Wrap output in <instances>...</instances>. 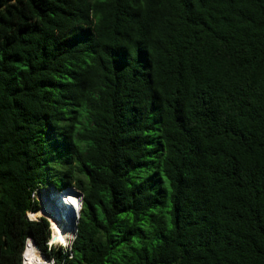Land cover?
I'll list each match as a JSON object with an SVG mask.
<instances>
[{
  "label": "trees",
  "instance_id": "16d2710c",
  "mask_svg": "<svg viewBox=\"0 0 264 264\" xmlns=\"http://www.w3.org/2000/svg\"><path fill=\"white\" fill-rule=\"evenodd\" d=\"M82 193L69 251L34 192ZM264 264V0H0V264Z\"/></svg>",
  "mask_w": 264,
  "mask_h": 264
},
{
  "label": "bare ground",
  "instance_id": "6f19581e",
  "mask_svg": "<svg viewBox=\"0 0 264 264\" xmlns=\"http://www.w3.org/2000/svg\"><path fill=\"white\" fill-rule=\"evenodd\" d=\"M43 197V196H42ZM60 203L63 207V216L61 217L57 210L52 206V199H48L46 197V202L48 203V206L44 207L43 209H39L36 212H29L28 218L29 219H35L36 216L45 214L46 216L52 221V225L54 228H56V239L58 240H64L63 236V230H61V223L64 219H66V226H73L74 220L77 215V211L79 208V201H80V195L77 191H75L74 188H66L62 191L60 198L58 197ZM61 214V213H60ZM62 220V221H61ZM65 222V221H64ZM71 223V224H70ZM23 263L24 264H48L45 258L41 256V254L35 249V247L31 244V242H27L25 245V249L23 252Z\"/></svg>",
  "mask_w": 264,
  "mask_h": 264
},
{
  "label": "built area",
  "instance_id": "2783aa9c",
  "mask_svg": "<svg viewBox=\"0 0 264 264\" xmlns=\"http://www.w3.org/2000/svg\"><path fill=\"white\" fill-rule=\"evenodd\" d=\"M62 191L63 190L54 192L53 195L51 194V196L49 195V196H46V197H48V199H50V198L52 199V201H53L52 206L57 210V212L59 213V215L61 217H65L62 214L64 212L62 204L60 203V201L58 199V197L60 198V195H61ZM37 193L34 192L32 197L39 200L40 209H41V202L44 205L43 208L48 206V203L46 202V198H42L39 194L37 195ZM80 208H81V203L79 201V208H78V211H77V217L75 218L74 222L75 221L77 222V220H78V215H79ZM28 213L29 212H27V217H28ZM40 217H44L48 221L49 239L46 242L47 246L49 248L50 247H61L65 252L69 251V249L71 247V242H72V240L75 237V235L72 233V226H70V225L66 226L67 225L66 219L63 218V220L65 222L61 220L62 221L61 230H63V236H64L63 238H64V240H58V239L55 238L56 237L55 236L56 235V233H55L56 232V228L53 227L52 221L46 216V213L44 215L40 216ZM30 220H36V219H30ZM28 241L31 242V244L35 247V249L40 253V251L38 250V248L35 245V243L33 242V240L30 237H27L26 240H25V243H24V248H23L22 254H21V264H24L23 263V252H24V249H25V245L27 244ZM41 256L46 259L48 264H52V259L45 257L43 254H41Z\"/></svg>",
  "mask_w": 264,
  "mask_h": 264
},
{
  "label": "rangeland",
  "instance_id": "374dc122",
  "mask_svg": "<svg viewBox=\"0 0 264 264\" xmlns=\"http://www.w3.org/2000/svg\"><path fill=\"white\" fill-rule=\"evenodd\" d=\"M40 195L42 198H46V196H51V194L53 195L54 194V191L52 190V189H50V188H46V189H44V190H41V191H39L38 193H37V195ZM43 214H41V215H38V216H36L35 217V219H37L38 217H40V216H42ZM39 250V249H38Z\"/></svg>",
  "mask_w": 264,
  "mask_h": 264
},
{
  "label": "water",
  "instance_id": "95a60500",
  "mask_svg": "<svg viewBox=\"0 0 264 264\" xmlns=\"http://www.w3.org/2000/svg\"><path fill=\"white\" fill-rule=\"evenodd\" d=\"M75 191H77V190H75ZM78 193H79V195H80V203H82V193L81 192H79V191H77ZM43 204H42V202H41V209H43ZM40 209V210H41ZM79 216V215H78ZM76 217H77V215H76ZM76 230H77V222L75 221L74 223H73V226H72V233L75 235L76 234Z\"/></svg>",
  "mask_w": 264,
  "mask_h": 264
}]
</instances>
